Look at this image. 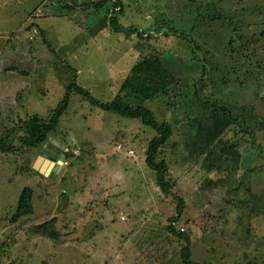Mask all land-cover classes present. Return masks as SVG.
I'll return each instance as SVG.
<instances>
[{
	"label": "rangeland",
	"instance_id": "rangeland-1",
	"mask_svg": "<svg viewBox=\"0 0 264 264\" xmlns=\"http://www.w3.org/2000/svg\"><path fill=\"white\" fill-rule=\"evenodd\" d=\"M88 1L92 0H80L77 6ZM120 1L123 11L119 22L126 30L136 27L130 29L134 31L130 34H125L126 30L114 33L109 28L103 29L105 8L97 10L88 4L67 12L69 16L59 15L44 35L35 20L37 9L31 11V20L21 28L19 37H8L14 36L12 48H17L16 51L21 47L32 49L29 62L33 61L34 68L28 62L27 65L33 70L27 76L22 73L15 80L10 79L12 88L28 86L30 96L21 92L13 104L2 99L1 124L11 127L33 113L48 117L62 99L65 87L74 80L102 101H125L130 89L125 87L126 83L138 81L154 66H167L176 83L166 94L148 99L144 105L157 119L170 122L174 129L164 155L169 162L168 175L174 183L173 190L187 203L177 227L191 237V257L200 264L249 261L264 264V54H260V61L253 58L254 62L247 66L233 57L231 47L226 45L229 37L234 40L237 35L264 42V0ZM38 3L39 0H0V13L6 14L10 7H5L11 4V16L15 20L7 19L9 23L4 25V30L15 28L14 22H18L22 14L26 17ZM213 9L223 12V20H209V23L200 20L211 16ZM161 13L178 22V26L191 30L200 52L212 62L207 95L229 104L236 113L244 109L251 112V116L242 115L240 123L224 132L208 160L216 159L221 151L236 152L240 163L234 173L208 171L204 157L180 159L182 143L191 131L192 120L198 117L193 84L201 80L203 74L188 39L165 36L161 31L146 40L150 29H154L155 18ZM233 23L237 26L235 31ZM91 28H95L94 35L88 32ZM138 32L145 35L138 36ZM232 46L244 48L237 38ZM258 49H261L260 44ZM5 54L10 55L11 49ZM8 55L4 61L8 60ZM18 71L25 72L23 67ZM154 134L153 129L142 125L138 119L104 111L73 94L58 126L40 148H20L10 155L0 153V248L5 247L0 250V264H50L48 255L42 252L38 256L33 252V242L42 246V239L30 238L33 236L29 233L30 222L27 219L15 225L9 222L24 186L33 188L34 212L28 219L38 223L39 218L42 222L56 214L60 234L69 232L70 239L62 237L63 245L68 247L56 255L54 262L133 264L132 252L136 250L128 244L130 229L146 221L148 226H161L176 207L173 197L160 200L155 173L145 163V149ZM50 140L67 149L70 155L68 160L65 158L64 170L55 179L48 175L52 165L47 173L39 175L35 166ZM14 144L18 146L17 139ZM27 166L32 170L25 171ZM248 170L252 171L245 175ZM246 187L257 195L252 198L261 203L258 208L250 205ZM112 202H116L112 208L115 216L109 221L108 213L99 209L103 205L110 207ZM120 202L124 206H116ZM120 215L126 219L121 220ZM80 223L82 228L77 231L75 227ZM145 225L143 228L147 227ZM96 227L102 228L96 230L99 235L94 242L76 244L85 239L82 234L87 237ZM142 229L136 226L133 233ZM3 231L9 235L4 237Z\"/></svg>",
	"mask_w": 264,
	"mask_h": 264
},
{
	"label": "trees",
	"instance_id": "trees-1",
	"mask_svg": "<svg viewBox=\"0 0 264 264\" xmlns=\"http://www.w3.org/2000/svg\"><path fill=\"white\" fill-rule=\"evenodd\" d=\"M75 0H64L63 3L58 6L60 13L64 14L71 12L77 7ZM110 0H94L88 1L86 4H82V8H85L88 4L96 8L97 10L105 8L106 14L103 16L104 25L110 30L121 33L124 29L123 25L119 22V14L123 11L122 2L120 0L110 1L109 6H106V2ZM208 13V11H207ZM61 15V14H60ZM224 15L221 10H214L211 16H203L200 20L204 19L205 23L215 20H223ZM195 25L198 22L194 23ZM154 29H150L151 32L146 35V40H149L157 32H163L162 34L174 35L181 38L188 39L192 45V52L198 58V65L202 70L203 77L193 84L194 95L197 101L198 117L194 118L191 122L192 128L187 135L186 139L182 143V160H198L204 157L206 168L208 171L216 170L217 172L226 171L227 173H234L239 167L240 155L236 152L230 153L229 151H221L218 156L208 162L210 155L214 153V148L221 142V137L224 132L233 124L240 123L239 120L242 115L248 114L251 116V112L244 109V112H234L232 106L222 101L217 100L209 95L207 91L209 89L208 76L213 72L212 62L208 60V57L203 55L199 46L192 38L191 30H187L183 26H178V22H174L167 14L161 13L155 18ZM233 31L236 30V23L232 24ZM136 27H131L126 30L125 34H130ZM131 29V30H130ZM42 32L43 30L39 28ZM42 34V33H41ZM145 35V34H143ZM141 32H138V36H143ZM235 38L242 42V48H234L232 45ZM232 40L226 42L227 46L231 47L233 57L238 58L245 65H251L253 58L255 61H260V54H264V42L258 38L247 37L243 38L241 35H237ZM259 44L261 49L259 48ZM151 60V58H149ZM260 63V62H257ZM243 64V65H244ZM244 65V66H245ZM201 74V75H202ZM127 80V79H126ZM176 83L175 77L170 69L159 64L148 70H146L143 76L134 83H126L128 86V99L122 102L114 103L112 101H102L88 91L84 86H81L77 80L70 82L65 87V93L59 103L51 109L48 117H43L38 113L27 114L26 117L20 120L16 125L11 127H5L0 122V153L4 155L14 154L19 151L20 148L29 150H35L41 147L49 135L56 129L59 124L61 115L67 110L72 95H79L82 100L88 102L90 105L98 107L104 111L118 114L122 117L138 119L140 123L148 128L154 130L155 134L150 138L145 149V163L147 168L155 173L156 185L161 192V197H173L176 200L175 212L169 215L167 222L161 226H148L149 223H143L141 227L140 236L137 239L136 246L138 247L137 264H200L191 257V237L182 230H178V220L185 213L187 206L184 197L177 195L174 190V183L171 182L169 173V162L165 158L164 149L170 143L174 129L170 122L157 119L154 113L144 105V102L148 99H154L155 97L166 94L172 85ZM243 113V114H242ZM255 117V116H254ZM194 122V123H193ZM17 139L18 146H15L14 141ZM65 158L68 160L70 156L67 149H63ZM26 170H32L31 166L24 167ZM28 170V171H29ZM248 170L246 174L251 172ZM39 175L40 173L37 172ZM240 188V186H237ZM236 188V190H237ZM246 191L250 194V205L258 208L261 203L252 198L257 196L249 187H246ZM33 188L31 186H24L17 198L15 208L10 217V223L15 225L17 222L29 221L31 227L29 233L33 235L30 238H44L49 240L53 245L63 244L65 240L70 239L69 232L60 234L56 227L57 217H49V219L42 222H35V219H28L34 212L33 207ZM260 204V205H259ZM136 218V215L134 216ZM188 220L186 219L185 222ZM35 222V223H34ZM138 222V221H137ZM142 224V225H143ZM95 230L88 232L87 237H91ZM4 232V237L9 235V232ZM79 234V233H78ZM83 238H87L82 234ZM5 239V238H3ZM2 243V241H1ZM0 243V244H1ZM264 245V238L262 239ZM5 249L4 245L0 248L1 251ZM2 253V252H0ZM235 264H256L254 261L247 263Z\"/></svg>",
	"mask_w": 264,
	"mask_h": 264
},
{
	"label": "crops",
	"instance_id": "crops-1",
	"mask_svg": "<svg viewBox=\"0 0 264 264\" xmlns=\"http://www.w3.org/2000/svg\"><path fill=\"white\" fill-rule=\"evenodd\" d=\"M63 1L64 0H39V3L35 4V7L33 9L29 10V12H28L26 17H24V15L22 14L23 17L21 15L19 17V21L18 22L17 21L14 22V24H16L15 28L14 27H12V28L8 27V30L7 29L4 30V25L7 26V24L9 23L8 20H14V17L12 18V16H11L13 10H12L11 4H10V6H6L7 4H1V6L5 5L6 6L5 8H7V7H10V8H9V10H7L8 12L6 14H5V12L0 13V26H3L2 29L0 28V102H2L1 101L2 99H8L11 104L16 103V100H17V98H18V96H19V94L21 92H26V93H28V96H30V91L28 90V86H24V85L20 86L19 85V87H17V88H16V86H14L12 88L11 84H10V82H11L10 79L11 80H15L16 77L19 74L22 75V73H23V75L27 76L30 73V71L33 70V69L31 70L30 67L27 65V62H28V64H31V65L33 63V61L29 62L31 60V56H32V49H30L28 47V49L26 50L25 47H21L20 49H18L20 52L16 51L17 48H12L14 46V44H13L14 43V41H13L14 40V36L12 38H9V39H8V37L10 35H15V36L19 37V33L22 30L21 28L24 25H26L27 23H29L30 20H31V16H30L31 11H35L36 9L42 10L41 15L40 16H36L35 20H37V23L39 24L40 28L42 30H44L43 31L44 35H46V32L48 31V28H49L50 24L55 23L56 20H58L60 18L59 17L60 14H61V16H69L66 13H64V14L60 13L59 10H58V7L56 6L57 4H58V6H60L63 3ZM92 1H94V0H92ZM75 2L77 4L78 2H80V0L74 1L73 3H75ZM52 3H56V4H52ZM79 8H82V6H77L75 9H79ZM105 28H107V27L104 25L103 29H105ZM97 29H98V31H97V33H98L100 31L99 26H97L96 30ZM94 30H95V28L89 29L88 32H92V34H90V33H88V34L94 35ZM112 32H114V31H112ZM114 33H116V32H114ZM23 45H25V44H23ZM8 48L11 49V54L10 55L5 54V52H6V50ZM6 55H8V60L4 61V58H5ZM81 62L83 64V59H82ZM21 67H23V70L25 72H19L18 71V69L21 68ZM32 68H34V65H32ZM76 71L79 72V69L77 68ZM78 72H77V74H78ZM77 78H78V76H77ZM22 96L25 98L24 93H22ZM42 164H43V162L41 163V165ZM38 172L41 173L40 171H38ZM124 201H126V200L124 199ZM115 203L116 202H112L110 204V207L103 205L102 206L103 208L99 209L101 212L105 211V212L108 213V220L109 221H110V219H113L114 216H115L114 215V211L112 209L113 206H115ZM120 203L118 205H116V206H120V207L124 206V204L122 202H120ZM89 211L90 210H88V212ZM45 216H47V214ZM53 216L56 217L57 215L53 214ZM120 216H122V217H120L121 220H125L126 219V218H124L125 217L124 215H120ZM38 220H41V218H39ZM133 223L134 222H132V224ZM137 223H139V221ZM143 225L141 224V225H136V226H138V228L141 229V227ZM136 226H134L133 229L132 228L130 229V231H129L130 233L128 232L129 234H131V239L128 241V244L130 243L131 247L134 246V250H136V252H132L131 249H129L132 252V258L134 259L133 264H137L138 261H139L138 253H137L138 247L136 246V244H137V239L139 238L141 233L140 232L137 233V234L133 233L134 229H136ZM60 227H62V226H60ZM63 227H65V225ZM75 228H76L77 231H80L81 228H82L81 223L78 224ZM101 228L96 227V229H95V231H94V233H93V235L91 237H89V238L87 237L86 239H81L76 244H81V245L85 244L86 245L87 241H89V240L94 242L96 237H98V235H99V234H96V233L99 232V230ZM97 229H99V230L96 232ZM41 239L42 240H40V243H41L42 246H40L38 243H35V244H34V242H33V244L30 243L33 246L35 245V249H34L33 252L35 254L38 253L37 254L38 256L40 255L39 253L43 252V255H45V254L48 255V258L50 260V264H57V261L54 262V259L58 255L62 254L61 252L65 249V247H68V246H66L67 244L63 245L64 244L63 243L62 245L61 244L60 245H56V247H55V245H53V243H51L49 240L44 239V238H41ZM75 247L77 249V245H75Z\"/></svg>",
	"mask_w": 264,
	"mask_h": 264
},
{
	"label": "water",
	"instance_id": "water-1",
	"mask_svg": "<svg viewBox=\"0 0 264 264\" xmlns=\"http://www.w3.org/2000/svg\"><path fill=\"white\" fill-rule=\"evenodd\" d=\"M44 161H47V167H43V165H41L39 168V162L41 164V162ZM64 162L65 154L63 153L62 146H59L50 140L46 144L45 148H43L42 152H40V156L38 160H36L35 166L40 172L47 173L48 168L52 165L48 175L50 178L55 179L56 175L61 174L64 170Z\"/></svg>",
	"mask_w": 264,
	"mask_h": 264
},
{
	"label": "built area",
	"instance_id": "built-area-1",
	"mask_svg": "<svg viewBox=\"0 0 264 264\" xmlns=\"http://www.w3.org/2000/svg\"><path fill=\"white\" fill-rule=\"evenodd\" d=\"M36 16H40L41 15V11L39 10V9H37V11L34 13ZM119 147H120V145H119ZM130 152H132V151H130Z\"/></svg>",
	"mask_w": 264,
	"mask_h": 264
},
{
	"label": "bare ground",
	"instance_id": "bare-ground-1",
	"mask_svg": "<svg viewBox=\"0 0 264 264\" xmlns=\"http://www.w3.org/2000/svg\"><path fill=\"white\" fill-rule=\"evenodd\" d=\"M41 163H42V162H41ZM42 165H43V167H47V165H48V164H47V161H44Z\"/></svg>",
	"mask_w": 264,
	"mask_h": 264
}]
</instances>
